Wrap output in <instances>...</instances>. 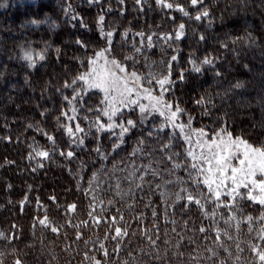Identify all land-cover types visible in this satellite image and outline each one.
I'll return each instance as SVG.
<instances>
[{
    "label": "trees",
    "instance_id": "16d2710c",
    "mask_svg": "<svg viewBox=\"0 0 264 264\" xmlns=\"http://www.w3.org/2000/svg\"><path fill=\"white\" fill-rule=\"evenodd\" d=\"M15 1L0 0V15L7 21L3 23L23 21L27 14L37 21L46 15L50 19L49 25L35 28L11 25L9 35L3 33L0 40V264H264L259 258L264 253V206L241 200V210L236 212L239 223L233 225L230 217L237 206L228 208L207 200L185 207L183 200L165 201L157 185L161 176L154 169H148L138 181L128 177L136 146L150 153L147 163L162 168L166 164L162 161L170 160L172 169L179 167L177 158L186 161L178 148L180 140L167 128L154 130L148 137L153 120L137 123L123 143L109 132L97 131L98 123L106 121L99 112L91 111L98 99L93 92H82L79 79L92 46L129 51L131 44L144 48L141 41L147 56L155 58L159 56L156 50L170 54L168 46L176 40L165 38L184 24L182 52L175 60L169 59L167 75L178 81L171 89L173 95L168 96L172 105L192 115L188 122L181 114L182 122L208 132L224 128L264 146V124L238 119V108L231 101L235 94H246L250 102L248 96L264 92L255 81L247 82L252 72L264 82V32L254 22L255 16L264 20V0H255L261 9L253 0L241 1L242 10L253 20L249 25L240 19L238 10L226 16V10L238 9L230 0H203L196 6L190 0H166L174 4L172 9L158 6L156 0L139 4L136 0ZM205 8L209 16L195 20L197 9ZM100 16L104 17L102 24ZM106 32L112 33L107 40ZM20 40L42 49L44 59L34 68L22 63L17 47ZM206 57L214 65H202L200 73L191 71L190 59L199 63ZM228 66L231 70H226ZM232 70H241L246 77V81L240 79L242 87L224 94L222 83L216 88L210 84V76L215 81ZM181 73L183 81H179ZM233 79L228 78L227 84ZM235 81L239 83V79ZM18 92L30 98L21 101L15 96ZM222 94L230 106L215 103V96L221 100ZM207 98L216 109L209 107ZM201 99L204 102L198 104ZM253 111L256 119L264 115V99ZM93 116L101 121L96 119L90 130L85 125L88 120L93 122L87 119ZM77 125L82 132L76 131ZM87 129L89 133H85ZM170 133L176 138L170 140ZM34 143L49 156H36L31 147ZM69 151L72 157L66 155ZM121 167L125 170L118 169ZM118 213L128 217L117 237L109 225L116 229L122 222Z\"/></svg>",
    "mask_w": 264,
    "mask_h": 264
},
{
    "label": "rangeland",
    "instance_id": "374dc122",
    "mask_svg": "<svg viewBox=\"0 0 264 264\" xmlns=\"http://www.w3.org/2000/svg\"><path fill=\"white\" fill-rule=\"evenodd\" d=\"M17 1L30 2L32 0H16L14 3H16ZM241 1L242 0H230L232 4L233 3L237 4L238 9L234 10L232 8V9L226 10L225 11L226 16L227 17L233 16L235 14V11L238 10L237 13H240V19L246 25H249L250 22L253 23V20L251 18V15L247 14L248 11L242 10V7H241L242 5L240 4L242 3ZM253 2L257 8L261 9L260 3L256 2L255 0H253ZM248 4H250V2H248ZM49 19H50L49 16L46 15L42 20L40 19V21H37L36 19L31 18L29 14H27V16L25 17L23 21L16 22L14 20L12 21L11 25L12 26L14 25L16 28H20V26L25 28L26 26L31 25V27L33 26L35 28V27L40 26L41 24L49 25L48 24ZM3 20L6 21V18L3 15H0V40L1 42H2V34L4 33L5 36L9 35L10 30L13 29L10 24H6L7 21L3 23L2 22ZM33 21H35L36 23H33ZM254 22L259 24L261 27V30L264 32V20L255 16ZM126 37L129 40L128 34H126ZM67 38H69V36H67ZM121 40L127 41L125 39H121ZM3 41H5V39ZM127 44H128V41H127ZM139 44H144V48L141 46H135L134 44H131L132 47L129 51L124 50L122 48H119L120 50L114 51L110 49L109 46H106V45L102 47L92 46L95 48L91 52H89L86 56L87 64H85L83 70H81V75L82 74L86 75L88 78L81 82L82 84L81 88L84 89V90L82 89V92H84V94H86V92L88 93L93 92L96 94V99L98 100L96 101V104L94 102L95 106L91 108V111L99 112V115L102 116V118H104L106 121V123L101 122V124H103L104 126H107L108 123H112V122L119 124L127 119H132L135 121L136 118L137 119L142 118V114L139 112L138 108L134 109L133 107H127V106L120 104V94L124 91L125 86L131 87L133 89H139V91H134L132 99L139 101V103L143 105H148L150 101L145 97L143 89L148 88L149 85L145 82L144 78L150 75H154L157 78H163L167 76L169 74V68H170V63H171L169 59L172 58L173 56H176L177 53L182 52L181 49L183 46L180 40L178 41L176 40V43L168 46L172 50L170 54L168 52L163 51L162 52L163 55H162V53L159 50H156V53L159 56L154 58L153 56H147L148 54L146 53L147 48H146L145 43L140 41ZM17 47H18V54L19 56H21V61H23L22 63L27 64L29 67L34 68L36 65H38L39 61H42L38 59L39 54L43 55L42 49L37 47L36 44H32V42L29 43L26 40L25 41L20 40L19 45ZM136 49H139V51H137ZM26 51L32 52L33 57L36 60L35 66H30L29 62L23 59V56ZM100 53H103V55H99ZM165 53H168V54L165 57H163ZM9 55H11V53H9ZM258 56L263 57L261 54ZM113 61H115V63H112ZM140 65L142 66V68H138V66ZM120 68H124L125 71L121 72ZM94 69H95V72L93 71ZM228 69L231 70V67L228 66L226 70ZM133 71H135L141 78L138 84L134 83L131 78L130 74ZM240 71L241 70H236V71L232 70L233 73L229 74L228 76H225L226 78L224 77H222L221 79L218 78L215 81L213 80L214 77L210 76V84L211 85L215 84L216 86L214 85L213 86L214 88H216L218 85H220V83H222L221 86L225 90L224 94L226 93V90L228 92L229 90L232 91L236 88L234 87V85L236 84L235 83L236 79H239L240 84H242L240 79L242 80L243 77L245 78V81H246V77L243 76V74H241ZM233 77H234L233 81L228 82L229 84H227V81H229L228 78L230 79ZM103 79H107L108 81V83L104 87L95 88V87L90 86L94 82L98 83L100 80H103ZM18 80L23 81V78L19 77ZM254 81L256 82V85L258 87L260 86L264 90V82L262 81L261 78L257 77L254 72H252V74L250 73L248 75L247 82L250 83L251 85L252 83H254ZM12 87H13V84L9 85L8 88H12ZM105 87H107L109 90L106 91ZM171 89L172 87L170 88V90L166 92L162 91L161 86L157 84L155 80H153L151 84V94L153 97L161 98L163 101L172 104V102L168 98V96L173 95V93H171ZM2 94L3 95L6 94V91L4 93L2 92ZM224 94L221 95V100L215 96L214 101L217 105L218 104L220 105L221 104L220 102H222L226 104V107L230 106L227 104V97ZM15 96L21 101H24L25 98H30L28 94L25 95L21 92H18ZM246 98H247L246 94L244 95L235 94V97H233L232 99H231V96L229 95V99H231L232 103H235V106H237L238 108L239 113H237L238 114L237 118L242 119L244 117L246 118L247 122L249 121L248 119H250V122H254V123L258 122L260 124H264V115H263L264 113L263 112L261 113V115H263L262 117H259L258 119L253 117L254 106H256L261 100L264 99V92L261 96L260 95L258 96L253 95V97L248 96V99L250 98L249 100L250 102H247ZM242 99H245L246 102L241 104L240 102ZM208 101H209L208 102L209 107L211 109L213 108L216 109V105H214V103H212L210 99H208ZM113 106H115L119 114L116 117H114L113 120L110 121L107 116L103 115V112L110 111L113 108ZM172 106L175 109L176 105H172ZM247 106L249 107L250 110L246 108ZM77 109L78 108H75V111H77ZM181 109L184 110V108H181ZM160 110L161 111L164 110L163 106L160 107ZM68 113L66 114V117L68 116ZM72 113L74 112L71 111V114ZM69 116H70V113H69ZM181 116L182 117L185 116V121L190 122L189 118L192 115L190 114V112L184 110V114ZM87 119H91L93 121V122H90L88 120V124L85 125V127H88L90 130L94 129V124L96 123V119H97V122L101 121V118L100 117L97 118V116H93V118H87ZM149 120H153V123L158 126L163 125L165 123V118L160 116L159 112L153 113L149 117V119L146 121H149ZM177 122L185 125V129L183 132H180L178 129L172 130L170 125L166 126L165 128L169 129L172 132H175V134L179 138L180 141L178 142V144L180 147L178 148H180L179 150L182 149L184 151L183 152L184 159H186V161L185 160L181 161V159L183 158L178 156L179 158L177 159H179V167L175 166V168L172 169L173 164L170 163V160H166V161H162V162H165L166 164H164L163 167L160 168L158 166H155V164H152V163L150 164V163L145 162L148 159L150 153L142 152V148L140 146H136L135 150H133V155L135 156H133L130 159V163L134 164V167H131V169L127 171L128 177L135 178V180L138 181L139 179H141V177L147 174L148 169H154L155 171H157L156 173H158V175L161 176L159 178L157 185L159 186V193L161 194V196L164 198L165 201L173 202V201L183 200L185 202V207L188 206L189 203L195 204V205L197 204L201 205L203 202L207 200H209V202L212 204L214 202H218L223 207H225V205H227L228 208H229V205H232L234 207L237 206L235 208V211L232 213V216L230 217L232 218L231 222L233 223V225H237L239 221H238V218L236 221V212L241 210V208L239 207L241 200L242 202L250 201L245 198L247 194V190L241 187L240 189H238V192L240 193V195L235 196V197L229 196L226 194L227 192L231 191V188L230 187L226 188L225 184L220 183V177L217 174V169L215 167V161L212 162V165H209L208 163L205 162L206 157L211 156L213 154L211 151H208V148L205 146H210L211 142L214 139H216L217 135H219V140H217V143H219L220 141L227 142L229 138V134L231 135V139L233 141H236L237 139L246 141L247 144L251 145L253 149L258 148L264 151V146L261 143L260 144L254 143L248 138H245V137L241 138L239 137V135L232 134L231 132H228L224 128L217 129L213 132H208L203 128L193 127L187 122L183 123L181 117L178 118ZM152 128H153V125H152ZM89 129H87L85 133H89L90 132ZM117 129L119 128H116L114 131L117 132ZM201 130H203L205 134L197 135L198 133H200ZM189 135L191 137L190 140H189ZM31 147L36 152L41 151L37 143L32 144ZM202 149H203L204 155H202ZM231 150L233 152V155L229 159V163L227 165L229 169L233 166L239 167L238 160L243 158V152L245 149L243 145H239L238 147H231ZM189 152H192L193 156H189L188 155ZM142 157H144L143 160H142ZM249 158L253 161V166L256 168H259L261 161L258 155L254 152H250ZM140 160L143 163H139ZM172 161L176 162V158H173ZM180 161L184 164V167L181 165ZM193 163L197 164L198 168L203 169V171L201 172L199 170L192 169L191 165ZM209 168H211V171H209ZM118 169L121 171L125 170L124 167H121ZM229 175H231L230 171H229ZM205 179L209 181L208 184H204ZM255 179H257V181L262 179L259 172H257ZM226 183H230V182H226ZM209 188H211V192H209ZM216 191H219L221 193L219 200L216 199V196H215ZM254 194H256L258 197H264V193H259L258 189L256 190ZM189 196L191 197V200L188 199ZM257 203L258 202H253V204H257ZM99 205L101 204L99 203ZM127 207L128 206H125L123 210L126 211ZM202 208L203 207H201V209ZM228 208H225V209H228ZM127 217L128 216H122L121 214H119V218L122 219V222H118L119 224L116 225V227L120 228L121 231L124 228L123 221ZM109 226L115 231V229L112 227L111 224ZM127 234L130 235L131 233L128 232Z\"/></svg>",
    "mask_w": 264,
    "mask_h": 264
},
{
    "label": "snow or ice",
    "instance_id": "6c2138e0",
    "mask_svg": "<svg viewBox=\"0 0 264 264\" xmlns=\"http://www.w3.org/2000/svg\"><path fill=\"white\" fill-rule=\"evenodd\" d=\"M90 2L99 3V0H90ZM123 2L124 0H120V3H123ZM136 2L139 4L142 2V0H136ZM156 3L158 6L162 8L172 9L174 7L173 3H167L166 0H156ZM190 3L192 6H196L197 4L202 5L203 0H190ZM177 10L181 11L183 15L185 16L188 15L187 11L184 10L183 8L178 7ZM197 11H198V14L195 16V20L197 21L203 18H207L209 16V13L206 8L203 11H200L199 9H197ZM73 19H75V17H73ZM103 20H104V17L100 16L99 23L102 24ZM33 23H36V22L33 21ZM111 35H112L111 32L104 33V37L106 40ZM183 36H184V24H180L177 30H175L174 34L166 37L165 39H174L178 41L181 38H183ZM146 39L150 45L151 36H148ZM201 39H203V37H201ZM249 39H252V38L249 36ZM77 43H80V41H77ZM136 50L139 51V49H136ZM99 55H103V53H100ZM23 59L27 60L30 66H35L36 60L34 59L32 52L26 51L23 56ZM38 59L43 60L44 56L42 54H39ZM175 59L176 57L173 56L172 60H175ZM112 63H115V61H113ZM190 63L192 65L191 71L200 73L202 71V65H209V66L214 65V60L206 57L203 61L197 63V60L193 58V59H190ZM93 71L95 72V69ZM120 71L123 72L125 71V69L120 68ZM130 75H131L133 82L138 84L141 79L140 76L135 71H133ZM217 75H219L218 72H217ZM87 78L88 77L83 74L79 77V79L82 81ZM183 79H184V75L183 73H181L179 77V81H183ZM144 80L149 85L148 88L143 89L145 97L150 101L148 105H143L139 103V101L132 99L134 91H139V89H133L131 87L125 86L124 91L120 94V104L127 106V107H133L134 109L138 108L139 112L142 114V118L139 121L127 119L119 124L112 122V123H108L106 127L103 124H98L97 131L109 132L111 133L112 136H116L117 139L120 141V143H123L124 137L130 134L132 130L136 129L137 123H139L140 125H143L144 122L148 120L149 117L155 112H159V115L165 118V123L159 126L153 124V128L147 132L148 137H152L154 135V130L163 131L164 128L168 125L171 126L172 130L178 129L180 132L184 131L185 125L177 122L179 116L184 113V110L181 109L178 105L173 110L172 104L163 101L161 98L153 97L151 94V84L153 80H155V82L161 86L162 91L164 92L170 90L171 87H174L175 83H177L178 81H172L167 76L163 78H157L154 75L145 77ZM73 83H75V81H73ZM107 83H108L107 79H103V80H100L98 83L94 82L90 86L95 87V88H101V87H104ZM67 86H71V85H67ZM234 87L236 88L242 87V84L237 83L234 85ZM105 90L108 91L109 89L105 87ZM73 91L76 92V89H73ZM77 95H79V93H77ZM72 99H75V96ZM203 102H204L203 99H201L200 101H197L198 104H202ZM161 106H163V109H164L163 111L160 110ZM118 114L119 113L116 110L115 106H113V108L110 111L103 112V115L107 116L110 121L113 120V118L116 117ZM116 128H119L118 133L114 131ZM76 131L82 132L83 129H81L79 125H77ZM68 132L70 135H72L71 128H68ZM204 134L205 133L203 132V130H201L200 133H198L197 135H204ZM175 138L176 137L170 133L169 139L172 140ZM49 139H51V137H49ZM190 139L191 137L189 135V140ZM217 140H219V135H217L216 139H214L211 142L210 146H205L208 148V151H211L213 153L211 156L206 157L205 162L208 163L209 165H212V162L215 161V167L217 169V174L220 177V183L225 184L226 188L227 187L231 188V191L227 192L226 194L229 196H233V197L238 196L240 195V193L238 192V189L243 187L244 189L247 190V194L245 197L246 199L253 201V202H258L261 205H264V197H258L256 194H254L257 189L259 193H264V151L258 148L253 149L251 145L247 144V142L243 140L237 139L236 141H233L231 139L230 134H229V138L227 142L220 141L219 143H217ZM78 143L83 144V140H79ZM239 145H243L245 149L243 152V158L238 160L239 167L233 166L229 169L227 165L229 163V159L233 155L231 147H238ZM115 146L119 147V144H116ZM96 151L99 152V148H97ZM250 152L256 153L258 157L260 158L261 163H260L259 168H256L253 166V161L249 158ZM35 155L39 157L47 158L49 156V153L47 151H37L35 152ZM66 155L68 157H72L73 152L69 151ZM173 155H176V154L173 153ZM188 155L193 156V153L189 152ZM202 155H204L203 149H202ZM191 167L194 170H199L201 172L203 171V169H199L198 165L195 163H193ZM209 171H211V168H209ZM229 171L231 175H229ZM257 172H259L262 177V179H260L259 181L255 179ZM226 182H230V183H226ZM208 183L209 181L205 179L204 184H208ZM209 192H211V188H209ZM215 196H216V199L219 200L221 193L219 191H216ZM188 199L191 200V197L189 196ZM72 207L74 208L75 205H73ZM225 207H227V205H225ZM53 231L56 232L57 229H53ZM200 231L203 232L204 229L201 228ZM115 232H116L117 237L121 235L120 228H116ZM259 258L261 261H264V253L259 254Z\"/></svg>",
    "mask_w": 264,
    "mask_h": 264
}]
</instances>
